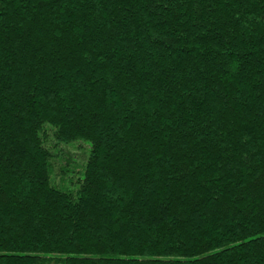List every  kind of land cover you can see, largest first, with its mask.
<instances>
[{"label": "trees", "instance_id": "obj_1", "mask_svg": "<svg viewBox=\"0 0 264 264\" xmlns=\"http://www.w3.org/2000/svg\"><path fill=\"white\" fill-rule=\"evenodd\" d=\"M262 185L264 0H0V264H264Z\"/></svg>", "mask_w": 264, "mask_h": 264}, {"label": "rangeland", "instance_id": "obj_2", "mask_svg": "<svg viewBox=\"0 0 264 264\" xmlns=\"http://www.w3.org/2000/svg\"><path fill=\"white\" fill-rule=\"evenodd\" d=\"M74 146H75V148L73 149L74 150L73 162L75 164V168H74L73 173H71L69 175L73 178L75 184L67 186L70 190L75 189L78 186V184L76 183V180L82 178V173L78 172L76 168H79L82 165V162H83L82 156H85L84 150H85V153H86V151L88 153V149L86 147H84L85 149L84 148H79V146H80L79 143L74 144ZM85 160H86V156H85Z\"/></svg>", "mask_w": 264, "mask_h": 264}, {"label": "snow or ice", "instance_id": "obj_3", "mask_svg": "<svg viewBox=\"0 0 264 264\" xmlns=\"http://www.w3.org/2000/svg\"><path fill=\"white\" fill-rule=\"evenodd\" d=\"M261 187L264 188V185H262Z\"/></svg>", "mask_w": 264, "mask_h": 264}]
</instances>
